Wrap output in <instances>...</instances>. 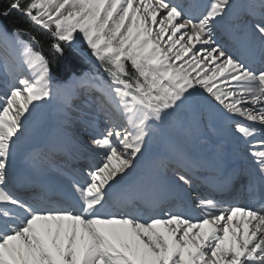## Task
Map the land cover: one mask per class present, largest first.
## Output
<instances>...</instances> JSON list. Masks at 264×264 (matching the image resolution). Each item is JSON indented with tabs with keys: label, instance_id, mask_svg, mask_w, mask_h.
Segmentation results:
<instances>
[{
	"label": "snow or ice",
	"instance_id": "snow-or-ice-1",
	"mask_svg": "<svg viewBox=\"0 0 264 264\" xmlns=\"http://www.w3.org/2000/svg\"><path fill=\"white\" fill-rule=\"evenodd\" d=\"M232 8V0H0V264H264V0L247 7L259 43L247 26L240 34ZM82 45L107 76L75 78L86 105L97 93L103 128L91 119L89 139L101 159L66 188L26 181L30 195H19L20 174L10 171L18 144L53 83L68 78L62 66L75 73ZM205 117L246 153L247 181L235 195L226 181L207 182L209 194L185 208L162 184L129 183L154 138ZM193 179L178 174L179 184Z\"/></svg>",
	"mask_w": 264,
	"mask_h": 264
},
{
	"label": "bare ground",
	"instance_id": "bare-ground-1",
	"mask_svg": "<svg viewBox=\"0 0 264 264\" xmlns=\"http://www.w3.org/2000/svg\"><path fill=\"white\" fill-rule=\"evenodd\" d=\"M151 2L154 3L155 0H151ZM183 2L186 5H192V3L196 5L203 3L204 0H183ZM232 2L233 8L231 12L234 19L231 22L241 25L240 34L243 33L244 27L247 26L253 34L252 38L254 42L259 43L255 36L254 28V25L260 22L259 18H253L247 14V7L251 4H256V2L259 3V0H232ZM80 49H83V51L91 56L90 50L86 45H82ZM15 56L18 58V53H16ZM84 68L88 69V73L85 75L82 73L80 76L97 74L96 68L94 69L88 65ZM91 68L93 70H91ZM99 74L104 76V74ZM104 78L107 79V77ZM0 80H7L4 74L3 59L1 56ZM74 86L76 85L73 82L70 86L62 88L61 96L51 100L53 110L50 114L47 115L42 106V111L38 113L37 117L31 120L27 131L23 134L22 141L18 144L17 155L14 161H12L10 171L16 173L19 168H22L26 173L25 175L37 173L42 176L43 174L47 176V178H43L47 180L45 182L53 187L66 188L70 184L74 176L69 172L66 173V175L62 173L64 177L60 173L61 176H59L57 173L62 170L58 169L55 164L49 163L48 159H45L47 155H45L44 152L48 151L50 148H57L61 149L66 157L72 156V158H69L70 161L66 162L67 165L70 166L69 170L75 168V166L71 164L75 161L73 157H80L83 159L87 156L86 154L89 153L88 149H79L75 139L81 137L80 133L82 131L78 128L82 126L79 125H87L91 119H95L93 114L97 110L93 108L89 109L83 101V105H77L79 109H89L86 113V117L89 120L87 121L86 119H82L84 117L80 118L77 114L73 113L74 110L72 107H68L64 104L65 94L75 93V91L73 92ZM92 95L94 99L97 94L93 92ZM74 104L76 105L77 102ZM66 114H68L67 117ZM47 125H49V127H47ZM257 126L259 127V125ZM37 128L39 130H36ZM61 139H69L70 142L68 146L65 145L66 143L62 142ZM243 155H246L243 146H238L226 135L215 121H209L207 117L204 118L202 123H185L182 128L173 123L169 125V129L164 137H156L148 144L143 155L139 158L134 171L130 174L128 181L129 183L134 184L138 182L143 185L159 183L165 188H169V186L174 188L187 187V185L179 184L178 174H190L185 170L189 169L186 166L189 165L196 168L195 170L201 174L200 176L205 175V180L207 182H228L235 195L239 189L235 184L233 185L228 178L230 173H232L234 169H237L238 166L231 169L227 177L220 175L222 172L220 169L226 164L225 157H231V161H235L236 158L237 162L238 160L242 161L244 164L243 167H245V162L242 160ZM90 156L92 157L90 166L99 163L101 156L97 152L92 151ZM162 158L168 161L166 167L160 164ZM217 160L220 161L219 164L216 163ZM241 175L242 173L240 171H235L230 178H236L240 182ZM22 183L23 177L20 176L16 185L20 186ZM193 183L199 185L195 176ZM180 188L178 190H180ZM19 192L21 194L26 193L24 189H20ZM207 194H209L208 187L204 188V192L201 191L198 193V195L201 196ZM219 196L221 195H216V197ZM221 197L224 200L233 199V197L229 195H223ZM238 198L240 197H237V199ZM191 207L194 208V204ZM251 207L255 208L258 207V205L252 204Z\"/></svg>",
	"mask_w": 264,
	"mask_h": 264
},
{
	"label": "rangeland",
	"instance_id": "rangeland-1",
	"mask_svg": "<svg viewBox=\"0 0 264 264\" xmlns=\"http://www.w3.org/2000/svg\"><path fill=\"white\" fill-rule=\"evenodd\" d=\"M80 59L81 60H83V62L85 63V65L87 64L88 66H90V67H92V68H96L95 70L98 72L99 71V73H101V74H104V77H107L106 76V74L105 73H103L102 72V70H99V65H98V62L97 61H95V59L93 58V57H91L90 55L89 56H87L82 50H80ZM84 65V66H85ZM83 67V66H82ZM91 68V70H93ZM85 69V68H84ZM88 71V70H87ZM84 72V75L86 74V73H88V72ZM63 88V84L61 85V86H57V85H54L53 84V98L51 99V100H54V99H56V98H59L60 96H61V89ZM48 101L47 103H45L44 105H43V108H44V111L46 112V114L48 115V114H50L51 113V111L53 110V106H52V101ZM52 106V107H51ZM40 111H42V108L40 109ZM39 111V112H40ZM38 112V113H39ZM38 113H36V115L35 116H37L38 115ZM47 127H49V125H47ZM36 130H39L38 128L36 129ZM227 158V157H226ZM81 172L83 171V169H79ZM59 176H61L59 173H57ZM39 177H41V178H47V176H45V175H43L42 174V176H40L39 175ZM71 183V182H70Z\"/></svg>",
	"mask_w": 264,
	"mask_h": 264
},
{
	"label": "trees",
	"instance_id": "trees-1",
	"mask_svg": "<svg viewBox=\"0 0 264 264\" xmlns=\"http://www.w3.org/2000/svg\"><path fill=\"white\" fill-rule=\"evenodd\" d=\"M11 19H15L14 17L13 18H11ZM5 23H8V25H9V27H11V23H10V21H5ZM23 27H27V25H22ZM38 37H40V34L37 32V33H35ZM41 43L43 44V51H44V53L47 55V53H48V49H47V43H46V39L45 38H42L41 37ZM84 62H83V60H81V59H79V61L77 62V61H75V60H73L72 62H71V67L75 70V73H78V72H80L82 69H83V67H84ZM83 66V67H82ZM129 67V71L131 72L132 71V69H131V66L129 65L128 66ZM70 74H73V73H68V72H66L65 71V69H64V67L62 66V68H61V75L62 76H64V75H70Z\"/></svg>",
	"mask_w": 264,
	"mask_h": 264
}]
</instances>
